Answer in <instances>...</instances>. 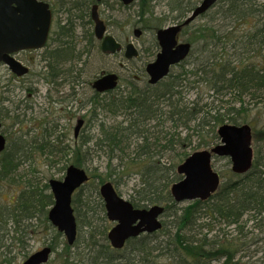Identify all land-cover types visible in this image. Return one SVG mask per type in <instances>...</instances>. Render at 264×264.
Returning <instances> with one entry per match:
<instances>
[{
	"label": "trees",
	"instance_id": "trees-1",
	"mask_svg": "<svg viewBox=\"0 0 264 264\" xmlns=\"http://www.w3.org/2000/svg\"><path fill=\"white\" fill-rule=\"evenodd\" d=\"M43 1L50 3L56 18L60 14L64 18L56 21L50 40L40 54L39 63L43 62L44 66L37 73V79L50 87L48 99H53L51 91L54 90L58 97L55 101L64 104L63 90L74 91L85 76L88 58L102 55L91 20L95 0ZM104 2L102 0L101 5ZM151 2L138 0L136 15L144 22L143 27L155 35L161 20L155 17ZM115 4L119 2L115 0L113 8ZM196 4L193 0H169L166 5L172 13L178 12V17L184 18ZM209 15L212 16L209 26L194 30L188 27L183 31L193 51L179 67L189 66L188 71L183 68L181 73L171 72L156 86L147 83L140 87L129 80L126 90L121 91L119 87L115 93L105 96L95 94L89 102L92 118L99 122L98 117L103 116L98 125L99 139L94 144L97 156L106 158L105 173L90 166L93 158L88 160L91 154L86 141L69 147L63 144L61 134L51 130L44 133L53 138L41 141L28 133L18 134L15 139L8 135L9 143L0 153V264H21L29 257L30 244L35 237L50 232H55V236L49 246L64 264H242L237 260L240 250L234 242L218 240L220 234L215 237L217 240L208 239L206 234H193V222L196 215L205 211L211 222L221 223L225 228L234 226L244 231L252 220L262 229L264 171L254 170V162L252 171L245 176L232 172V180L224 183L209 200L178 208L170 194L171 185L181 179L175 171L178 164L168 166L159 160L179 147L183 151L178 154L180 164L189 156L187 149H192L190 139L194 134L200 139L197 148H208L219 141V126L249 123L247 98L250 105H264V23L260 24L264 20V0H222L205 16ZM256 21L259 24L247 31ZM113 22L120 24L116 19ZM258 54L261 59L257 63ZM88 84L90 86V82ZM184 86L197 93L191 103H185L182 92L176 90ZM224 98L227 101H223ZM1 118L9 119L8 116ZM166 123L172 126L167 135L162 136L160 128ZM16 124L22 130V124L18 121ZM182 131L187 137H181ZM70 155L73 156L70 165L86 169L89 184L96 183L91 185L96 191L91 196L82 199L83 188L73 198L78 222V238L73 246L48 219L54 205L48 179L66 171L68 161L65 160ZM63 162L62 168L56 166ZM133 176L140 177L141 184L129 200L136 208L165 206L163 228L128 241L125 248L118 251L112 249L107 240L111 224L99 186L112 182L118 190ZM94 195L96 199L92 198ZM83 230L88 232L87 239ZM244 232L245 237L250 235ZM225 236L223 233L222 237ZM80 244L84 245L86 254L74 251Z\"/></svg>",
	"mask_w": 264,
	"mask_h": 264
},
{
	"label": "rangeland",
	"instance_id": "rangeland-1",
	"mask_svg": "<svg viewBox=\"0 0 264 264\" xmlns=\"http://www.w3.org/2000/svg\"><path fill=\"white\" fill-rule=\"evenodd\" d=\"M193 1H196L197 6L202 0ZM114 3L115 0H105V2L99 6L100 16L108 25L110 33L116 36L121 43L125 44L132 42L135 44V46L140 51V59L127 61L122 55L102 56L103 54L101 55L98 53V55L91 56L90 58H88L87 65L85 66V76L83 77L82 82L76 86L74 92H70V98L64 104L57 103L55 101V99H58V97L56 96L54 90L51 91L53 99H48L47 95L50 92V87L44 81L37 82L39 79L37 73L41 71L43 66V62L39 63L40 54L42 53V51L29 55L31 57L29 61V67L31 71L26 78H22L23 80H16L10 72H6L5 68H0V116L9 117L8 120H2L1 118V120L5 124L4 128L7 136L9 135L10 137H13L15 139V136L18 134L28 133L29 136H33L37 140L41 141L43 139L47 140L53 138V136H49L44 133V130H51L56 134H61L63 144L68 145L69 147L80 144L82 143V141H86L88 143L87 148L90 150L89 153L91 154H88V160L93 158L92 165L90 166L98 167L100 173H105L104 166L106 163V158L105 156L102 158H99L97 156L98 154L95 153L97 147L94 144L95 140L99 139L98 125L100 123V120L103 119V116L100 115L98 117L99 122H91L90 120L91 115L88 111L91 105H84L87 102L86 97L92 94L88 82L94 80V78L100 76L103 72H105L116 73L122 77L120 80L121 91H124L127 88V83L129 80L139 85L140 87H144L147 83V77L145 76L144 67L148 62H151L155 59L154 54L156 51L155 36L153 35L152 31L147 30V28L143 27L144 22H142V19H139V17H137L136 15L138 9V1L128 7L122 6L119 2V4H115L113 8L112 6ZM166 4H169V0H152L151 2V7L154 6L155 8V17L161 20V27L173 25L178 21L179 18L177 15L178 12L172 13L168 5ZM211 17L212 16L209 15L198 18L190 28L194 30L200 26H209ZM63 18L64 17L61 14L58 18L54 16V25L56 24V21H58V19L63 21ZM115 19L120 23L118 26L113 22V20ZM262 23H264V20L260 22V24ZM258 24L259 23H257V21L255 23H252L251 27H249L247 31H249V29H253L254 25ZM136 28H142L144 31L143 35L139 39H136L133 34ZM153 32L155 33V30H153ZM82 33L83 31L80 28L79 34L82 35ZM244 34L246 33L244 32ZM182 39H186L187 41V36L182 37ZM251 54L253 55L254 53H250V55ZM260 59L261 56L259 54L255 56V62L258 63ZM183 68L184 67H178L177 69H174L172 73L178 74L179 72L181 73L184 69H186L187 71L190 69L189 66L184 69ZM183 84L186 85V82H184ZM35 89H37L38 92H34ZM69 90L65 89L63 90V93H69ZM176 90L182 92L183 100L185 103H191V101H194L197 98L196 91L192 90L189 86H184V88L179 87ZM67 97L68 95L64 98ZM80 98L81 100H79ZM223 101H227L226 98H224ZM245 101L247 104L246 107L249 110L247 113L249 123L247 124L251 126L253 131L252 148L254 152V162L256 163V168L254 170L264 171V105L262 104L259 106H254L253 103L250 105L248 103V98ZM67 104L69 109H67ZM80 107L81 111H79ZM65 108L67 109V111L64 110ZM164 110L167 111V108L164 107ZM83 117L85 119V126H83L78 132V139L75 140L74 131L77 127V120ZM16 121L22 124V130H19V126L18 124H16ZM170 126H172L171 123L161 125L160 129H162V136L167 135L168 131L170 130ZM193 136L194 137L190 139L193 144L192 149H187V153L189 155L196 152L194 150L197 148V145H199L200 142L199 137H196L195 134ZM181 137H187V133L182 131ZM218 143L219 141L216 144ZM164 144L167 145V142L165 141ZM212 147L213 146L208 148H197V151L211 149ZM179 153H183V151L179 147H176L175 150L168 151V153L159 160L162 164L168 166L173 164H178L177 166H179ZM72 157L73 156L70 155L65 160V162L68 161V166L71 164L69 160H71ZM156 159L157 158L153 160L156 161ZM65 162H63L62 165L56 166L58 168H62ZM212 166L214 170L218 172L222 177L221 186H223L224 183L226 184L232 180V164L229 158L214 157ZM44 170L47 171L45 167ZM52 172L55 173L54 171ZM65 172L66 171H64V173L61 172L59 174H56L54 178H49L48 181L50 179L63 180L65 177ZM139 178L140 177L138 176H133L131 179L126 180V183L121 184L118 189L119 191H117L125 199H129L130 195H134L135 188H137V186L141 184ZM91 185H96V183L91 182L90 184H86L83 187L85 191L83 190V188L80 190H83L82 192H84L82 199L87 196H91L92 193L96 192L95 188ZM92 198L96 199L95 195ZM189 204L190 203H180L176 205L178 206V208H183L187 207ZM196 217L197 219L193 222L192 227L194 229L193 234H206L208 235V239L210 240H217V238L215 237L220 234L218 240L221 239L223 240V242L224 240L232 241L238 246L237 248L240 251L237 253V260H240L242 264H264V226L261 229L257 224H255L256 221L251 220L246 225V229L244 230L250 235L245 237V232L238 230V227H236V229L234 226L225 228V226L221 225V223L211 222V219L205 211H203L202 214L199 213L198 215H196ZM245 218L249 219V217L247 216ZM85 230L87 229L85 228ZM85 230H83V233L85 238L87 239L88 232ZM251 230L252 232H250ZM221 231L223 232L221 233ZM242 232L244 233L241 235ZM223 233H225L227 236L222 237ZM54 236L55 232L44 233L36 236L34 241L30 244L29 256L36 253L37 251H40L47 245H50ZM58 251H61V248H59ZM74 251H79V253L81 254H86L83 244L75 247ZM22 261L23 260H21V262ZM49 264H64V260H62L60 257L56 258L55 253L53 254ZM71 264L76 263L71 262ZM214 264H219V262H215Z\"/></svg>",
	"mask_w": 264,
	"mask_h": 264
},
{
	"label": "water",
	"instance_id": "water-1",
	"mask_svg": "<svg viewBox=\"0 0 264 264\" xmlns=\"http://www.w3.org/2000/svg\"><path fill=\"white\" fill-rule=\"evenodd\" d=\"M100 2L101 0H96ZM128 6L135 0H119ZM221 0H202L182 25H173L157 32L161 52L157 59L146 69L150 83L155 85L168 76L171 68L184 61L190 54L191 45L178 44L177 36L184 26L190 25L207 13ZM98 5L93 7L95 35L101 43L103 53L116 54L122 45L110 34H107L105 23L98 15ZM53 23V12L48 3L40 0H0V64L4 63L10 71L23 77L29 69L16 60L13 55L21 51L43 49L48 42ZM136 37L141 32L136 30ZM138 52L133 44H129L125 56L136 57ZM119 77L115 73L103 74L94 82L98 92L114 90L118 86ZM83 121H79L75 130L78 135ZM0 121V153L7 144L6 137L1 133ZM220 143L209 150L195 152L177 168L181 181L171 188V195L176 203L205 202L220 188L221 178L212 166L214 157H227L232 164V172L237 175L247 174L253 167L252 129L249 125L225 124L219 127ZM89 176L83 169L68 167L63 180L51 179L49 186L54 195L55 203L49 211L51 224L63 233L69 245L77 239V222L72 207L74 193L80 189ZM105 202L108 219L114 227L108 233V240L116 250L125 247L128 240L142 234H153L162 229L161 217L164 207L135 208L133 204L122 198L112 183H105L100 188ZM52 249L45 247L32 254L23 264H47Z\"/></svg>",
	"mask_w": 264,
	"mask_h": 264
},
{
	"label": "flooded vegetation",
	"instance_id": "flooded-vegetation-1",
	"mask_svg": "<svg viewBox=\"0 0 264 264\" xmlns=\"http://www.w3.org/2000/svg\"><path fill=\"white\" fill-rule=\"evenodd\" d=\"M101 2H102V0L100 1V4H99V6L101 5ZM96 3H97V1L95 0V3H93L92 4V6H91V20H92V22H93V33H94V38H95V40L100 44V46H101V43H102V41H100V40H98L97 38H96V35H95V22H94V20H93V7H94V5H96ZM98 14H99V16H100V11H99V8H98ZM100 19L101 20H103L102 18H101V16H100ZM105 23V25L108 27V25L106 24V22H104ZM177 24H181V19L180 18H178V21L176 22ZM175 23V24H176ZM185 29L184 28H182L181 29V31H180V34L178 35V41H179V43H183V42H186V40L184 39H182V37H181V35L183 34V31H184ZM49 40H50V38H49ZM49 40H48V42H49ZM48 42H47V44H48ZM46 44V45H47ZM123 44V43H122ZM126 45H127V43H125V47H126ZM125 47H124V49H122L121 51L123 52L122 53V56H124V58H126V56H125ZM46 48V47H45ZM44 48V49H45ZM123 48V47H122ZM43 49V50H44ZM42 50V51H43ZM37 52H39V51H34V50H29V51H22V52H19V53H15L14 54V57L16 58V59H18L19 61H21L25 66H27V67H29V65H30V59H31V57L29 56V55H31V54H34V53H37ZM161 52V46H160V43H159V41H158V39H157V37H156V51H155V54H154V56H155V59L153 60V61H155L156 59H157V56L159 55V53ZM136 59H140V54H138L137 55V58ZM33 62V61H32ZM152 62V61H151ZM151 62H148L146 65H145V67H144V72H145V76L147 77V83H148V85H150V86H154L153 84H151L150 83V76H149V74L147 73V71H146V69H147V67H148V65L151 63ZM182 64H180V65H178V66H181ZM43 66H44V64H43ZM177 66H175V67H173L172 68V70L174 69V68H176ZM0 68H5V70H6V72H10L9 70H8V68L5 66V65H3V64H0ZM29 69H30V67H29ZM8 70V71H7ZM171 70V71H172ZM31 71V70H30ZM30 71H29V74H30ZM28 74V75H29ZM27 75V76H28ZM13 76V75H12ZM26 76V77H27ZM14 77V76H13ZM25 77V78H26ZM119 77H120V80H121V76L119 75ZM37 79V78H36ZM96 81V78H94V80H92V81H90V89H91V91H92V94L91 95H89V96H87L86 97V103L84 104V105H86L87 103L88 104H90L91 103V101H92V98H93V96L95 95V94H97V95H101V96H105V95H107V94H110V93H115V91H117L118 90V88L119 87H117L115 90H111V91H107V92H98L95 88H94V82ZM37 82H40V81H37ZM146 83V84H147ZM156 85V84H155ZM51 88H54V87H51ZM127 89V88H126ZM125 89V90H126ZM119 90H121L120 88H119ZM75 91V90H74ZM73 91V92H74ZM34 92H38V90L37 89H35V91ZM70 92H72V89H70L69 90V93H64V95H68V97L67 98H64L65 99V101H68L69 100V94H70ZM74 94V93H73ZM66 96H64V97H66ZM76 100V99H75ZM74 100V101H75ZM78 102H80V101H78ZM90 102V103H89ZM84 107V106H83ZM67 109H69L68 108V104H67ZM79 111H81V107L79 108ZM89 113H90V115H91V117H90V120H91V122L92 121H96V119L97 118H92V114H91V112H90V109H89V111H88ZM83 121V125H82V127L83 126H85V119H84V117L83 118H79L78 120H77V126H78V123H79V121ZM2 121V120H1ZM91 122H90V124H91ZM4 123H3V121H2V130H1V133L6 137V139H7V143H9V138H8V136L6 135V132H5V128H4ZM81 127V128H82ZM75 130H76V128H75ZM81 130V129H80ZM75 132V131H74ZM75 134V133H74ZM78 139V135H75V140H77ZM8 145V144H7Z\"/></svg>",
	"mask_w": 264,
	"mask_h": 264
}]
</instances>
